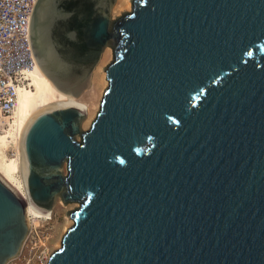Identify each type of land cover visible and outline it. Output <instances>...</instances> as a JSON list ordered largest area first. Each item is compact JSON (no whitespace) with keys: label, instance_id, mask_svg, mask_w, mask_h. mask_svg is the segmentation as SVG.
I'll return each instance as SVG.
<instances>
[{"label":"water","instance_id":"95a60500","mask_svg":"<svg viewBox=\"0 0 264 264\" xmlns=\"http://www.w3.org/2000/svg\"><path fill=\"white\" fill-rule=\"evenodd\" d=\"M37 0L29 43L69 99L106 48L107 87L41 113L24 137L31 206L73 225L48 264H264V0ZM65 169V171H64ZM0 176V264L29 233Z\"/></svg>","mask_w":264,"mask_h":264},{"label":"bare ground","instance_id":"6f19581e","mask_svg":"<svg viewBox=\"0 0 264 264\" xmlns=\"http://www.w3.org/2000/svg\"><path fill=\"white\" fill-rule=\"evenodd\" d=\"M115 3L116 7L114 11H128L132 6L131 0H117ZM111 55L112 50L109 47L106 48L93 73L92 83L89 89L77 99H69L55 89L42 75L36 62L34 69L26 72L29 89L18 96L17 106L7 119V128L0 133V176L24 198L26 204L25 215L30 229L41 226L42 221L51 220L52 212H50L49 216L44 215L31 206L26 187L25 156L23 149L25 134L33 120L41 113L48 109L65 105L85 108L88 119L84 127L89 125L100 107V103H95V95L99 93V96L102 97L108 85L104 66ZM72 225L73 221L67 219L65 231ZM61 240L62 237L59 240L57 248L55 247L56 249L60 248Z\"/></svg>","mask_w":264,"mask_h":264},{"label":"built area","instance_id":"2783aa9c","mask_svg":"<svg viewBox=\"0 0 264 264\" xmlns=\"http://www.w3.org/2000/svg\"><path fill=\"white\" fill-rule=\"evenodd\" d=\"M36 1L0 0V133L7 128V119L17 106L18 96L29 89L26 72L35 67L28 33ZM48 254L43 252L38 264H48L51 255ZM21 255L19 252L10 262L29 264L30 260Z\"/></svg>","mask_w":264,"mask_h":264},{"label":"rangeland","instance_id":"374dc122","mask_svg":"<svg viewBox=\"0 0 264 264\" xmlns=\"http://www.w3.org/2000/svg\"><path fill=\"white\" fill-rule=\"evenodd\" d=\"M117 2V0H116ZM116 7V3L113 7L112 10V17L113 19H115L116 17H120L122 15V13H124L125 11H119L116 10L114 11V8ZM132 7V6H131ZM131 9H129L126 12H130ZM115 12V13H114ZM112 60V55L110 56V58L108 59V61L106 62L104 68L111 62ZM102 97L99 96V93H97L95 95V103H101ZM100 106V104H99ZM99 111V109H98ZM98 111L96 112V115L98 113ZM95 115V117H96ZM95 117L91 120L92 121L95 119ZM88 116L86 118V121L83 123V130H87L89 128V126L91 125V123L89 125H87L86 127L85 124L87 122ZM65 171V169H64ZM66 172V171H65ZM75 207H78V204H68V205H64L60 199L57 200V203L53 209V212L51 213V217L52 219L49 221H42L41 222V226L39 227H32L30 229L29 227V233L21 247V257H25L26 260H30L29 264H38V258H40L43 255V252H48L49 254H51L52 252H54L55 250H57V245L59 243L60 238L65 235L66 231H65V225H66V221H67V216L66 213L68 211L74 210ZM69 220V219H68ZM40 241V242H39ZM41 243L44 244V246H41ZM56 247V248H55ZM17 261H12L9 262V264H16ZM22 264H24L25 262H21Z\"/></svg>","mask_w":264,"mask_h":264}]
</instances>
